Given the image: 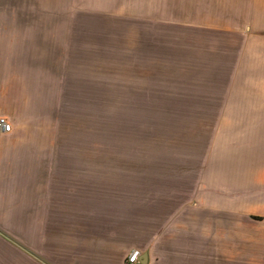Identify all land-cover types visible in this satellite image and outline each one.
I'll return each mask as SVG.
<instances>
[{
  "label": "crops",
  "instance_id": "0c3cea01",
  "mask_svg": "<svg viewBox=\"0 0 264 264\" xmlns=\"http://www.w3.org/2000/svg\"><path fill=\"white\" fill-rule=\"evenodd\" d=\"M0 2L70 12L15 15L12 46H0V117L11 125L0 133V264H126L133 249L140 264H264V0ZM214 2H238L235 27L248 30L214 29ZM84 17L124 19L123 35ZM46 32L72 42L39 47ZM101 37L123 42L126 101L181 103L200 110L179 118L214 120L190 196L102 175L84 144L31 124V104L61 102L64 72L85 69L68 58L84 61Z\"/></svg>",
  "mask_w": 264,
  "mask_h": 264
},
{
  "label": "rangeland",
  "instance_id": "374dc122",
  "mask_svg": "<svg viewBox=\"0 0 264 264\" xmlns=\"http://www.w3.org/2000/svg\"><path fill=\"white\" fill-rule=\"evenodd\" d=\"M56 3L0 2V46H12L9 39L18 25L12 22L15 15L70 14L63 4L56 6ZM237 3L214 2L207 17L214 29L248 30L243 24L235 27ZM249 10L245 2L241 10L245 11V24ZM239 17L243 16L239 13ZM82 20L89 22L85 24L90 29L100 25L102 30L118 31V36L124 32V19L84 17ZM50 35L46 32V36H37L39 47L61 52L65 44L72 42L71 37ZM101 39V48L95 39H90L89 50L84 45L85 53L91 54L84 61L78 60L76 54L68 58L69 67L77 68L79 64L85 69L63 73L69 80L61 102L31 104L28 115L31 124L46 127L52 133L53 142L84 144L80 153L85 159H100L102 175L129 174L133 185L143 182L149 189H156L159 181V187L164 190H179L182 199L190 196L214 120L179 118L183 113L193 110L192 114H196L200 110L181 108V103L126 101L124 55L118 53L123 42L118 38ZM228 41L236 43L238 39ZM115 47L117 52L113 54Z\"/></svg>",
  "mask_w": 264,
  "mask_h": 264
},
{
  "label": "built area",
  "instance_id": "2783aa9c",
  "mask_svg": "<svg viewBox=\"0 0 264 264\" xmlns=\"http://www.w3.org/2000/svg\"><path fill=\"white\" fill-rule=\"evenodd\" d=\"M11 128L10 123L4 117H0V133L9 132ZM140 252L138 249H133L127 256L126 264H140Z\"/></svg>",
  "mask_w": 264,
  "mask_h": 264
}]
</instances>
